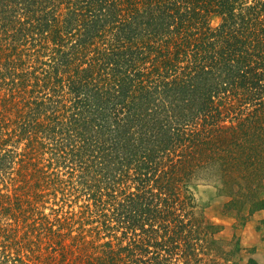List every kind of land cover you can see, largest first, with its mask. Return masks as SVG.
I'll return each mask as SVG.
<instances>
[{
    "label": "trees",
    "instance_id": "obj_1",
    "mask_svg": "<svg viewBox=\"0 0 264 264\" xmlns=\"http://www.w3.org/2000/svg\"><path fill=\"white\" fill-rule=\"evenodd\" d=\"M203 179L264 207V0H0V264H206Z\"/></svg>",
    "mask_w": 264,
    "mask_h": 264
},
{
    "label": "rangeland",
    "instance_id": "obj_2",
    "mask_svg": "<svg viewBox=\"0 0 264 264\" xmlns=\"http://www.w3.org/2000/svg\"><path fill=\"white\" fill-rule=\"evenodd\" d=\"M217 22V18L212 19V24ZM220 184L218 179H203L189 185L194 215L217 224L214 237L218 252L215 255L206 253V264H210L214 257L218 264H264V207L254 208V203L249 200L230 203L231 197L220 191ZM56 202L53 206L63 210V214L68 210H78L70 200ZM48 211L50 209L46 208Z\"/></svg>",
    "mask_w": 264,
    "mask_h": 264
}]
</instances>
